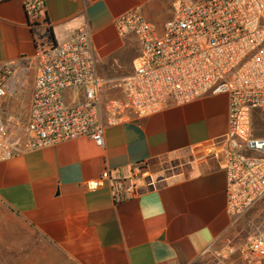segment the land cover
<instances>
[{
    "label": "crops",
    "instance_id": "obj_1",
    "mask_svg": "<svg viewBox=\"0 0 264 264\" xmlns=\"http://www.w3.org/2000/svg\"><path fill=\"white\" fill-rule=\"evenodd\" d=\"M44 2L55 44L90 31L102 101L122 98L120 81L133 74L130 62L140 55L137 39L120 35L116 19L138 9L160 29L178 6L177 0ZM41 33L29 26L21 0H0V70L23 63L35 71H17L0 101L5 121L16 120L21 133ZM228 108L226 96L205 97L107 127L103 147L81 137L16 150L0 163L6 211L0 264H201L227 250L237 219L226 208L220 148ZM18 138L21 147L30 139ZM105 173L103 187L88 191L85 183Z\"/></svg>",
    "mask_w": 264,
    "mask_h": 264
},
{
    "label": "built area",
    "instance_id": "obj_2",
    "mask_svg": "<svg viewBox=\"0 0 264 264\" xmlns=\"http://www.w3.org/2000/svg\"><path fill=\"white\" fill-rule=\"evenodd\" d=\"M37 39V76L23 147L15 135L21 127L0 112V163L16 150H34L86 137L104 145L107 127L139 120L171 105L182 106L215 96L229 100L228 131L220 146L227 175V212L238 218L257 205L264 207V0H177L174 16L160 29L138 9L114 25L120 35L137 39L140 62L120 81L122 98L102 101V81L88 29L63 44H54L46 30L44 0H21ZM28 66L14 63L0 70V101L9 82ZM79 90L82 102L68 104L66 92ZM107 173L85 183L88 191L103 187ZM134 186L129 189L134 191ZM229 255L246 264H264V234L253 236ZM251 257L256 262L250 260Z\"/></svg>",
    "mask_w": 264,
    "mask_h": 264
},
{
    "label": "rangeland",
    "instance_id": "obj_3",
    "mask_svg": "<svg viewBox=\"0 0 264 264\" xmlns=\"http://www.w3.org/2000/svg\"><path fill=\"white\" fill-rule=\"evenodd\" d=\"M193 1L197 3L202 0ZM139 62V55L131 60L130 65L132 66L133 70H136L138 68ZM28 72L30 74L32 72L34 73V68L33 70H28ZM64 98L68 104L82 102V95L79 90L66 92L64 94ZM23 125L25 126V122ZM19 136L22 139H28L25 131L16 135V137ZM0 213H6L5 209H3V207L1 206ZM235 222L236 224L234 234L232 235V238L229 241L228 249L230 247L237 249L245 245L253 236L260 233L264 234V207L260 205L255 206L254 208L239 216ZM227 250L215 255H211V257H209L205 261H202L201 264H246V261L241 259L239 254L235 253L233 255H229ZM250 260L253 262L257 261L256 259H254V257H251Z\"/></svg>",
    "mask_w": 264,
    "mask_h": 264
},
{
    "label": "trees",
    "instance_id": "obj_4",
    "mask_svg": "<svg viewBox=\"0 0 264 264\" xmlns=\"http://www.w3.org/2000/svg\"><path fill=\"white\" fill-rule=\"evenodd\" d=\"M46 33L49 36V39L51 40V42L54 43V39H53V35H52V32H51V29H47Z\"/></svg>",
    "mask_w": 264,
    "mask_h": 264
}]
</instances>
